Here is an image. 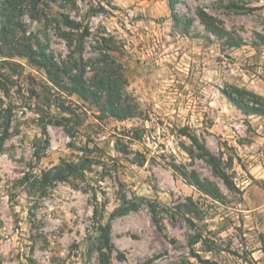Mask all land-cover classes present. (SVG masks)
<instances>
[{
	"label": "rangeland",
	"instance_id": "rangeland-1",
	"mask_svg": "<svg viewBox=\"0 0 264 264\" xmlns=\"http://www.w3.org/2000/svg\"><path fill=\"white\" fill-rule=\"evenodd\" d=\"M174 2L0 0V264H264V0Z\"/></svg>",
	"mask_w": 264,
	"mask_h": 264
},
{
	"label": "trees",
	"instance_id": "trees-1",
	"mask_svg": "<svg viewBox=\"0 0 264 264\" xmlns=\"http://www.w3.org/2000/svg\"><path fill=\"white\" fill-rule=\"evenodd\" d=\"M33 3L34 2H39V0H31ZM170 2V8L173 11V19L175 21V23H179L180 19L178 18L177 14L174 11V0H169ZM235 7V6H233ZM84 37V36H82ZM83 41L84 38H81V46L80 49L81 51H83ZM35 47H37V49H39V51H42V59H38L37 60H33L32 61V57L28 56L31 60V62L35 65H38L40 67H42L43 69H45V71L47 72L49 78L51 80H57V78L59 77V75L61 73H64L66 71L65 68L61 67L60 65H58L53 59L52 56L47 54L46 52H44V50L42 49L41 43L40 41H38V43L35 45ZM83 74H81V76H79V80L77 82L78 85H80L82 88H88L85 78L84 76H82ZM111 80V79H110ZM112 82V81H111ZM229 100L231 103H233L236 107H238L240 110L246 111L249 114H262L263 113V108L261 107H256V106H248L247 104L243 103V102H238L237 100L233 99L232 97H229ZM114 103V100H113ZM125 103H127L126 100H122L120 102V104H115V107L118 109V113L121 114L122 113V109L121 107L125 105ZM264 107V106H263ZM127 117L129 115H134V113H132V109L129 107L128 109H125L124 112ZM133 117V116H132ZM47 145H49V140L46 141ZM200 149L204 150V148ZM82 155L80 157H78L77 161H72V162H61L59 165L49 169V170H44L41 172V189L44 193H47L50 191V188L57 183H61V182H65L67 184H71V186L73 187H78V184L80 183V181L82 182L83 180L87 179V174L88 173H93V167L99 165L98 162H96V160H94L93 158V150L91 149H82ZM210 161L214 162V158H212L211 156H209L207 153H205ZM39 191L36 190V187H32L31 189V194H38ZM135 199H137L135 197ZM139 199V198H138ZM96 201V198H95ZM141 201V200H140ZM97 202V201H96ZM134 207H136V205L134 203H132L131 201L126 200V197H124V203L123 205H121L114 214H118V215H123L128 211H131L132 209H134ZM99 214V204L98 202L96 203L95 207H94V217L95 219H97ZM98 231H100L101 233V239L104 241L105 245H111V234H112V226L111 224H107V225H102L101 223H99L98 225ZM198 257V256H197ZM199 258V257H198Z\"/></svg>",
	"mask_w": 264,
	"mask_h": 264
}]
</instances>
